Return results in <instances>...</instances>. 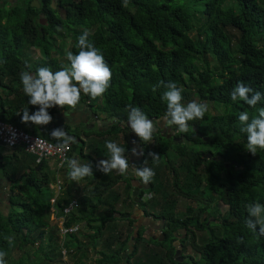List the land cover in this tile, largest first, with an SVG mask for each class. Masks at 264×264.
<instances>
[{
  "label": "trees",
  "instance_id": "16d2710c",
  "mask_svg": "<svg viewBox=\"0 0 264 264\" xmlns=\"http://www.w3.org/2000/svg\"><path fill=\"white\" fill-rule=\"evenodd\" d=\"M12 1L0 0V83L10 89L1 99L4 109L11 106V111L0 112V118L21 127L17 112L31 113L38 106L20 98L7 103L16 92L26 97L20 74L41 66L58 71L68 65L61 59L68 51L79 52L78 37L88 31L112 78L102 96L93 99L81 93L79 104L98 106L116 124L103 134H86L88 139L102 140L95 139L88 155L75 132L70 158L79 153L84 163L93 165V176L88 178L94 179L95 187L66 218L64 227L79 225L83 230L64 240L50 220L55 180L46 172L47 160L39 162L23 148L0 145V178L12 183L11 210L8 215L0 212V250L7 253V264H264V236L245 226V206L264 204V150L255 155L246 150L247 137L238 120L243 111L250 118L257 115L264 100L251 108L230 99L238 82L264 94V0H128L127 6L123 0H57L56 9L53 0H39V9L33 7L34 0ZM67 40H72L69 49ZM31 49L42 50L44 59L32 61ZM161 80L182 88L185 103L198 99L209 107L203 119L189 122L188 133L176 135L181 142L156 135L151 142H142L140 166L148 160L146 166L155 171L149 183L154 197L144 202L143 194L132 197L130 178L123 180L124 175L113 171L101 181L105 174L95 165L109 158L105 146L109 140L125 148L129 157L125 124L130 105L151 120L164 117V89L152 90ZM48 111L53 117L54 111ZM24 131L57 143L50 129ZM150 152L160 156L158 163ZM122 181L127 186L125 198L120 200L113 191L114 197L104 201V195ZM213 194L228 206L219 219L211 211ZM179 197L191 203L184 218L177 215ZM76 199L70 190L59 194L54 206L58 217ZM120 204L122 211L117 209ZM136 206L167 221L166 241L147 242L142 231L134 234ZM202 232L207 237L201 238ZM177 241L182 252L174 244ZM190 246L194 254L187 255ZM62 249L68 251L67 262ZM92 255L97 257L94 262Z\"/></svg>",
  "mask_w": 264,
  "mask_h": 264
},
{
  "label": "clouds",
  "instance_id": "9594fccd",
  "mask_svg": "<svg viewBox=\"0 0 264 264\" xmlns=\"http://www.w3.org/2000/svg\"><path fill=\"white\" fill-rule=\"evenodd\" d=\"M128 0H123V6H127ZM79 52L73 54L68 51L66 60L68 65L63 66L58 71H53L50 67L41 66L35 72L23 71L20 74L23 92L29 98L28 103L38 106V110L30 113L28 109L21 111V122L46 126L50 124L53 117L49 109L59 106L64 109L75 108L80 100L81 93L95 99L102 96L110 86L112 72L105 61L101 51L95 47L89 39L88 31H84L77 41ZM26 67L31 68L26 62ZM163 88L161 99L166 104V113L163 117L164 123L173 128L176 134L188 133L190 121L203 119L208 111L206 101L193 99L185 103L182 95L183 89L178 87L173 81H158L153 86V91ZM232 102L243 101L251 108L264 100V94L254 90L244 82H238L230 93ZM20 113V114H21ZM65 117L69 115L67 111ZM238 120L241 124L240 131L246 134V150L255 155L257 150H264V107L259 108L258 114L250 118L247 111L239 114ZM156 121L151 120L139 107L129 106L127 109V125L139 139L148 143L152 141L153 134L158 130ZM194 131V129H192ZM50 137L57 141L53 147L58 152H65L70 149V145L75 143V137L70 136L64 128H54ZM109 158L101 159L95 165L96 169L105 175L117 171L120 175L132 172L143 184H148L155 176L153 168L146 166L136 167L130 164L125 154V148L113 141H106ZM133 155H143L135 148L131 149ZM154 163H158L160 156L156 153H148ZM67 164L68 178L73 181L83 180L93 176V165L90 162L80 163L78 159H68L62 162L61 166ZM58 186V184H57ZM7 182H4V191H7ZM57 189V188H56ZM55 200V199H53ZM56 201V200H55ZM247 219L245 226L258 236H264V204L259 202L249 203L246 206ZM7 203L0 207V212L7 213ZM7 253L0 250V264H7Z\"/></svg>",
  "mask_w": 264,
  "mask_h": 264
},
{
  "label": "crops",
  "instance_id": "0c3cea01",
  "mask_svg": "<svg viewBox=\"0 0 264 264\" xmlns=\"http://www.w3.org/2000/svg\"><path fill=\"white\" fill-rule=\"evenodd\" d=\"M33 51H39L41 54V59H32V61H42L44 59V53L42 50L40 49H32ZM31 51V50H30ZM30 51H28V55L31 57L30 55ZM5 83L8 84L9 81L8 79H5ZM16 88L19 89V84H16L15 86ZM10 91L9 88H7L6 86H3V84L0 83V112H2V114H5L7 111H11V106L10 105H6L5 109L4 107H2V99L1 97L4 96V98L6 99L8 92ZM19 91V90H17ZM19 98L22 99L23 101H25V103H27V105H29L28 101L29 98L26 96H24L22 93L16 92L15 94H11V96H9V100L7 103L12 102L16 99ZM2 110V111H1ZM38 110V109H37ZM51 110H53V121L46 125V126H37L34 124L29 123V125L22 123V126L20 127L22 130H26L29 128H32V130H37V132L39 131H44L45 129H50L53 130L54 128H64L65 131L70 135L75 137L76 139V135L75 132H79L80 133V139H77L78 143H81V141L85 142V150L84 153L86 155L90 154V146H95V139L102 141L100 138L98 137H94L92 136L91 139L86 138V134L87 133H92V134H103L107 131H109L115 124L116 121L109 119L106 114L100 112V110H97V108L95 107H91L88 104H78L75 108H60L59 106L51 108ZM22 111V110H21ZM65 111H67L69 113V115L67 117H65L64 113ZM35 112V110L31 111ZM18 111L17 112V117H21L22 113ZM127 126V123L125 124ZM19 127V126H18ZM123 127V126H121ZM108 138V137H106ZM106 140V139H105ZM99 142V141H98ZM11 149V148H10ZM71 159H78L80 161V163H84V159L82 158V156L79 153H75ZM142 159L140 158V155H134V162H135V166L136 167H140V163H141ZM45 168H46V172H49L51 174V177L54 181V184L52 186V190L54 191V199L56 200L57 197L59 196V194H64L67 193L69 190L72 191L73 195L77 194V199L75 201H81L83 197L89 195L94 187H95V181L93 178H85L83 180H79V181H73L71 179L68 178L67 175V166L66 167H60L59 163L57 160L55 159H50L47 160L45 162ZM128 177H134V179L139 180L138 177H136L134 174H132L131 171H129V173L127 174ZM109 179V175H103L101 178V181H105ZM6 180L0 178V191L3 193H6L5 195H7V197H0L1 200V204L3 205L4 201H8L9 206H11V198H12V183L7 182V191H4V182ZM58 182L60 183V192L58 193V189L57 188V184ZM134 187V185H133ZM113 193V189L110 190L107 194L104 195L103 200L107 201L109 198V195H112ZM132 195H135V193H133ZM3 201V202H2ZM0 204V206H2ZM121 205V204H120ZM140 207H135L134 208V213H133V217L139 218L137 215H135L136 211L141 212ZM143 212V210H142ZM133 245V244H131Z\"/></svg>",
  "mask_w": 264,
  "mask_h": 264
},
{
  "label": "built area",
  "instance_id": "2783aa9c",
  "mask_svg": "<svg viewBox=\"0 0 264 264\" xmlns=\"http://www.w3.org/2000/svg\"><path fill=\"white\" fill-rule=\"evenodd\" d=\"M0 145H4L7 148L16 149L23 148L26 153L34 155L38 158L39 162L43 160L55 159L58 161L60 167L65 158H70L71 145L68 151L63 153L58 152L53 145L54 143L36 135L29 134L22 130L15 124L7 123L0 118ZM60 183L58 182V193L60 192ZM53 208L51 212L61 222L60 236L64 240L66 236L70 234H77L81 231V226H75L71 229H67L65 226L66 218L71 215L75 210L79 208V203L77 201L72 202L65 210L62 216L58 217L54 206L56 204L55 200L51 202ZM62 256L68 258V251L62 249Z\"/></svg>",
  "mask_w": 264,
  "mask_h": 264
},
{
  "label": "flooded vegetation",
  "instance_id": "af4514ba",
  "mask_svg": "<svg viewBox=\"0 0 264 264\" xmlns=\"http://www.w3.org/2000/svg\"><path fill=\"white\" fill-rule=\"evenodd\" d=\"M39 1V0H38ZM53 3V2H52ZM59 14H64V12L59 8L58 9ZM153 121L158 122L157 123V131L153 134L156 136H161V137H166L167 139H173L176 143L177 142H181L182 140H179V138L176 136L177 134L174 131V126L173 128H169L163 121V118H157V119H152ZM128 127V125H127ZM127 134H128V143L131 147V149L135 148L137 150V152L139 153L141 150L144 152L143 146H142V141L139 139V137H137L132 131L131 129L128 127L127 128ZM128 159L130 164L135 165L134 162V155L132 154V152L128 155ZM140 158L142 159V155H140ZM126 179L130 178L131 179V184L133 183L134 185L136 184V182L138 183V186H135L132 188L131 190V195L133 193H135V195H132L133 198L137 199L141 194H143V196L141 197L142 201L146 202L149 201L150 199H152V197H154V194L151 191V186L150 184H148L150 186V189H145L147 187V184H143L140 180V182H138L137 179H134V177H128L127 174L125 176ZM133 186V185H132ZM147 197V198H146ZM135 205H140V203H136ZM148 215V214H147ZM142 215L139 218H136L135 221L136 223H138V231H142L145 238L148 240H151L154 242L155 241H160V242H164L166 241V236L165 233L167 230H169V226L167 224V221L164 218H159L157 215H148L147 216ZM184 230H179L180 233H182ZM185 233V232H184ZM176 235V233H175ZM177 236V235H176ZM184 239V238H179V240ZM179 242V241H177ZM175 242L174 244L176 245ZM181 247L180 249H178V251L182 252L183 246L180 245ZM178 248V247H177Z\"/></svg>",
  "mask_w": 264,
  "mask_h": 264
},
{
  "label": "rangeland",
  "instance_id": "374dc122",
  "mask_svg": "<svg viewBox=\"0 0 264 264\" xmlns=\"http://www.w3.org/2000/svg\"><path fill=\"white\" fill-rule=\"evenodd\" d=\"M35 2H38V0H34ZM13 3H15V4H18L19 3V0H14V1H12ZM192 37H196V34H194V35H192ZM72 40H67V46H68V49L71 47V42ZM30 53V55H31V58L32 59H41V54H40V52L38 51H33L32 49H31V51L29 52ZM61 61H64V62H67V60H66V57H64V58H62L61 59ZM212 64H214L213 62H212ZM98 106H95V108H97ZM208 149V147L206 148V150ZM114 174H115V172H114ZM125 176L126 175H124L123 177H124V179L123 180H127L126 178H125ZM129 179V178H128ZM129 182H132V181H129ZM132 185H133V183H132ZM126 184L124 183V181H122L118 186H116L115 187V189L113 190V191H115V194H117V196L119 195L120 196V200L123 198H125V189H126ZM6 193H3L2 194V192L0 191V197H7V195H5ZM114 197V195H112L111 196V199ZM147 198V197H146ZM110 199V200H111ZM213 199H214V204H213V206H212V209H211V211L213 212V216H215L217 219H219L220 217H222L223 215H225V213H226V211L228 210V206H226V205H224L221 201H220V198H219V196L218 195H216V194H213ZM179 200L180 201H178L177 202V208H178V213H177V215H178V217H180V218H184L185 217V215H186V211H187V208H188V205H190L191 203H190V201H187L185 198H183V197H179ZM151 201V199L149 200V202ZM3 202V201H2ZM5 202V201H4ZM7 203V213L5 214V215H8L9 214V212H10V210H11V206H9V204H8V201L6 202ZM2 205V204H1ZM4 206V203H3V205L2 206H0V207H3ZM117 209H119V210H124V208L123 207H121V205H118L117 206ZM141 209V208H140ZM56 210V209H55ZM141 212H139V211H136V213H135V215L134 216H138V217H140V216H142V215H145V213H144V211L142 212V210H140ZM148 216V215H147ZM205 216H208V214L207 215H205ZM127 217V216H126ZM132 218H133V223H131L132 225H133V228H134V234L136 235L137 234V232H138V223H136V221H135V218L133 217V215H132ZM50 220H51V222H52V225L53 226H58V228H59V231H60V228H61V222H60V220H59V218H57L55 215H53L52 214V212H51V217H50ZM215 219L214 218H211V221H214ZM128 224V223H127ZM129 225V224H128ZM138 226V227H137ZM81 229L83 230V226L81 227ZM60 234V233H59ZM182 234H184V232H182ZM145 237V236H144ZM186 237V235H184V238ZM200 237L201 238H203V237H207V233L206 232H202V233H200ZM147 242H149V240L148 239H146V238H144ZM199 242H201V240L199 241ZM186 245H191V241H187L186 242ZM176 246L178 247V249H180L181 247L179 246V242H177L176 243ZM180 254V253H179ZM189 254H194V251H192V246H190V248L187 250V255H189ZM193 256H196V255H193ZM92 257H93V259H92V262H94V260L95 259H97V257L95 258V255H92ZM197 257V256H196ZM63 260H65L66 262H67V260H68V258L66 257V258H64ZM67 264H70V263H67Z\"/></svg>",
  "mask_w": 264,
  "mask_h": 264
},
{
  "label": "water",
  "instance_id": "95a60500",
  "mask_svg": "<svg viewBox=\"0 0 264 264\" xmlns=\"http://www.w3.org/2000/svg\"><path fill=\"white\" fill-rule=\"evenodd\" d=\"M56 1H57V0H53V4H52V8H53V9H56V8H57ZM33 7L39 9L40 5L38 4V2H35V1H34V3H33ZM138 182H140V181L138 180ZM148 184H149V183H148ZM148 184H147V187H146L145 189H150V186H149ZM133 185H134V184H133ZM135 186H138V183H137V182H136V184L134 185V187H135ZM183 232H185V231H183ZM133 242H134V239L132 240L131 244H133Z\"/></svg>",
  "mask_w": 264,
  "mask_h": 264
}]
</instances>
